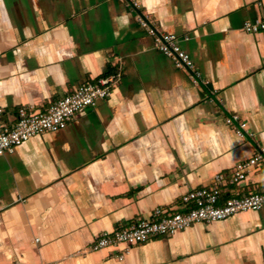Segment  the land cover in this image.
<instances>
[{
  "label": "crops",
  "instance_id": "crops-1",
  "mask_svg": "<svg viewBox=\"0 0 264 264\" xmlns=\"http://www.w3.org/2000/svg\"><path fill=\"white\" fill-rule=\"evenodd\" d=\"M132 1L199 78L154 49ZM263 17L264 0H0V125L119 75L64 129L0 156V264H264V206L89 250L155 208L180 209L186 192L264 148V31L242 29ZM232 115L241 135L224 122ZM232 189L260 193L264 169Z\"/></svg>",
  "mask_w": 264,
  "mask_h": 264
},
{
  "label": "built area",
  "instance_id": "built-area-1",
  "mask_svg": "<svg viewBox=\"0 0 264 264\" xmlns=\"http://www.w3.org/2000/svg\"><path fill=\"white\" fill-rule=\"evenodd\" d=\"M130 4L137 13L135 20L138 26L153 39L154 49L169 59L176 69L189 73L194 81L199 78L193 62L182 50L177 38L158 32L148 15L138 10L139 5L133 1ZM242 29L250 34L264 31V17L244 22ZM118 79L117 74L85 82L42 112L30 113L25 108H20L11 125H0V156L32 137L64 129L82 109L92 107L97 101L109 97ZM224 122L233 127L237 135H241V130H246L245 123L237 115L225 118ZM260 167L264 169V148L258 149L247 160L236 163L228 174H216L208 185L186 192L180 197V209L166 211L155 208L148 218L136 220L111 233L100 234L89 250L119 246L128 249L156 237L173 236L195 223L209 224L241 212L259 210L264 206V189L260 193L242 194L232 188L243 182L250 171ZM227 189H231L228 195L224 194ZM122 258L123 255H120L118 260Z\"/></svg>",
  "mask_w": 264,
  "mask_h": 264
}]
</instances>
